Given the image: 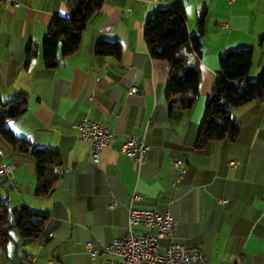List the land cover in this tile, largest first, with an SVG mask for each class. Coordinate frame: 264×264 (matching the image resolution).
<instances>
[{
  "label": "crops",
  "instance_id": "obj_1",
  "mask_svg": "<svg viewBox=\"0 0 264 264\" xmlns=\"http://www.w3.org/2000/svg\"><path fill=\"white\" fill-rule=\"evenodd\" d=\"M181 3L190 34L205 13L199 94L190 110L170 114L166 101V62L150 56L144 41L146 18L159 4L146 0L105 2L82 32L78 49L55 68L44 65L41 40L55 14L68 15L69 0L0 2V96L24 92L28 109L7 126L31 146L59 153L53 191L35 194L36 165L30 151L12 148L0 138V161L13 163L19 189L0 185V200L9 208L27 205L48 217L41 235L23 239L10 229L0 264H101L85 247L97 248L127 232L128 206L168 211L173 240L201 248L208 264H264V105L252 99L231 107L240 129L233 140L211 142L204 152L194 143L207 97L220 67L219 56L240 47L253 48L248 76L264 68V0H163ZM99 39L116 40L120 57H97ZM31 42L36 56L25 65ZM194 59V57H193ZM136 86V92H129ZM84 115L105 123L114 136L94 164L89 145L74 123ZM148 145L144 163L121 152L128 136ZM186 164L176 187L171 158ZM228 160L237 162L234 166ZM133 193L139 197L132 200ZM226 199V200H222ZM115 202L112 208L108 205ZM16 230L17 232H14ZM136 232L146 227L134 225ZM162 243H166L165 240ZM28 256L32 260H28Z\"/></svg>",
  "mask_w": 264,
  "mask_h": 264
},
{
  "label": "trees",
  "instance_id": "obj_2",
  "mask_svg": "<svg viewBox=\"0 0 264 264\" xmlns=\"http://www.w3.org/2000/svg\"><path fill=\"white\" fill-rule=\"evenodd\" d=\"M112 0H69L68 15L55 14L41 40L44 65L55 68L63 57L75 52L81 42L83 30L101 11L105 2ZM205 32V13L197 16L196 32L190 34L186 24L185 9L181 3L159 5L146 18L144 41L151 57L166 62L168 85L165 101L170 114L176 109L190 110L199 94L200 71L195 56L201 54V36ZM97 57L121 54L116 40L99 39L94 45ZM36 56L35 44L25 48V65ZM194 57V59H193ZM253 48L240 47L219 56L217 72L200 124L194 148L204 152L213 141L233 140L239 133V125L231 116V107L241 106L264 93V68L251 81L248 74L252 66ZM28 95L20 92L9 100L0 96V136L14 149L30 151L36 165L35 194L44 196L53 191L57 178L60 157L53 148L33 147L15 135L7 126L28 109ZM48 217L27 205L9 208L0 200V247L5 248L10 239V229L16 228L23 239H31L46 230Z\"/></svg>",
  "mask_w": 264,
  "mask_h": 264
},
{
  "label": "built area",
  "instance_id": "obj_3",
  "mask_svg": "<svg viewBox=\"0 0 264 264\" xmlns=\"http://www.w3.org/2000/svg\"><path fill=\"white\" fill-rule=\"evenodd\" d=\"M146 1L148 4L163 5V0ZM136 91V86H130L129 92ZM259 99L264 105V93ZM73 125L77 129L78 138L88 143L91 161L97 164L100 161L101 151L113 138V132L107 124L95 121L87 115L82 116ZM148 148L143 137L133 135L128 136L120 145L121 152L134 160L138 167L144 163V155ZM227 164L234 166L237 162L228 160ZM171 166L177 170L173 181V186L176 187L179 179L186 172V164L172 157ZM14 168L13 163L0 161V185L7 182L10 188L18 190V183L11 175ZM138 197V193H133L131 199ZM114 205L115 202H110L108 207L112 208ZM134 225L145 226L146 230L136 232L133 230ZM173 238V219L168 211L158 212L150 208H136L129 205L127 232L124 236L113 238L97 248L89 240L85 242V247L93 260L97 256L104 257L101 264H208L200 247L177 242ZM164 240L166 243H162ZM28 260H32V257L28 256Z\"/></svg>",
  "mask_w": 264,
  "mask_h": 264
},
{
  "label": "rangeland",
  "instance_id": "obj_4",
  "mask_svg": "<svg viewBox=\"0 0 264 264\" xmlns=\"http://www.w3.org/2000/svg\"><path fill=\"white\" fill-rule=\"evenodd\" d=\"M258 77V75L255 77V79ZM248 79L249 80H251V81H253V80H255L254 78H250V75L248 76ZM1 138V137H0ZM4 139H2V141H3ZM14 232H17L16 230H14Z\"/></svg>",
  "mask_w": 264,
  "mask_h": 264
}]
</instances>
